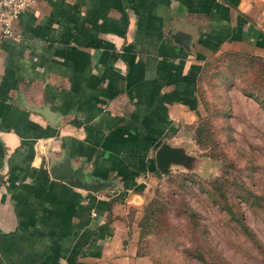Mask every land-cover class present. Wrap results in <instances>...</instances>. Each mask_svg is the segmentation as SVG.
Masks as SVG:
<instances>
[{"label": "crops", "instance_id": "crops-1", "mask_svg": "<svg viewBox=\"0 0 264 264\" xmlns=\"http://www.w3.org/2000/svg\"><path fill=\"white\" fill-rule=\"evenodd\" d=\"M14 27L0 39V264H148L136 242L154 149L202 114L205 60L264 58V0H35ZM64 158L111 185L53 177Z\"/></svg>", "mask_w": 264, "mask_h": 264}, {"label": "rangeland", "instance_id": "rangeland-1", "mask_svg": "<svg viewBox=\"0 0 264 264\" xmlns=\"http://www.w3.org/2000/svg\"><path fill=\"white\" fill-rule=\"evenodd\" d=\"M217 54L197 84L199 116L207 118L210 139L205 145L195 143L190 125L184 139L176 140L190 155L189 163L172 164L144 192L145 205L150 198L159 205L154 226L139 243L148 264H205L190 252L197 241L206 257L264 264V251L239 224L264 246V106L239 89L245 84L239 75L251 79L255 63L239 56L215 58ZM247 191L261 197L254 200ZM182 200L195 211V225L180 209Z\"/></svg>", "mask_w": 264, "mask_h": 264}, {"label": "trees", "instance_id": "trees-1", "mask_svg": "<svg viewBox=\"0 0 264 264\" xmlns=\"http://www.w3.org/2000/svg\"><path fill=\"white\" fill-rule=\"evenodd\" d=\"M221 56H236V57H242L246 59V61L249 63H255V65H250L252 67V77L251 79L246 77L245 75L240 74V82L245 83L241 85L239 88L245 95L252 97L255 99L257 102L261 103L264 106V58L261 57L260 55L256 54H246L242 53L239 51L235 50H222L220 51L215 58H219ZM211 60L207 59L205 60L200 68V72L198 74L197 78V84L199 81V77L202 74V72L205 70V68L210 65ZM198 90V88H197ZM196 121L195 126L192 128L193 129V134H194V141L198 145H205V142L210 139V134L207 132L206 127H207V118L200 117ZM153 164V170L152 172L155 174V176H159L161 173L155 168L154 163ZM216 186V185H214ZM218 186V185H217ZM221 195H224V193H221ZM248 197L252 199H258L261 197L260 195L256 193H252L247 191ZM156 199L155 198H150L146 205L143 208V214H142V221L138 223V233H137V249H136V254L137 255H142L143 252L139 249V243L141 239L148 233V228H152L155 224V216L157 214V211L159 210V205L156 204ZM226 209L229 211V206L226 204ZM224 206V207H225ZM180 209L182 212L186 214V216L191 220L192 225H195L197 223V218H196V213L195 211L185 202L181 201L179 205ZM240 227L246 234L250 237L252 242L256 245V247L260 251H264V246L259 242V240L254 236L253 232L243 223L240 221ZM205 229V228H204ZM203 229V230H204ZM191 254H193L195 257H197L199 260H201L205 264H227L225 260L221 258L220 255H212L209 257H206L205 251L201 245H199L198 241L196 242L195 245L190 247ZM218 259H216V257Z\"/></svg>", "mask_w": 264, "mask_h": 264}, {"label": "water", "instance_id": "water-1", "mask_svg": "<svg viewBox=\"0 0 264 264\" xmlns=\"http://www.w3.org/2000/svg\"><path fill=\"white\" fill-rule=\"evenodd\" d=\"M171 37L180 42L186 49L191 44V35L180 29H175L171 34ZM185 148L182 144L171 145L166 139H163L159 145L154 149L153 163L155 168L160 172H166L172 164L187 165L190 161V155L185 152ZM50 174L53 177L61 178L70 185H79L91 191H96L104 186H110V181H81L75 173V169H72L69 162L64 159L57 161L51 165L49 169Z\"/></svg>", "mask_w": 264, "mask_h": 264}, {"label": "built area", "instance_id": "built-area-1", "mask_svg": "<svg viewBox=\"0 0 264 264\" xmlns=\"http://www.w3.org/2000/svg\"><path fill=\"white\" fill-rule=\"evenodd\" d=\"M35 0H0V39L16 36L14 23L19 13Z\"/></svg>", "mask_w": 264, "mask_h": 264}]
</instances>
